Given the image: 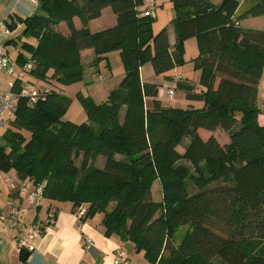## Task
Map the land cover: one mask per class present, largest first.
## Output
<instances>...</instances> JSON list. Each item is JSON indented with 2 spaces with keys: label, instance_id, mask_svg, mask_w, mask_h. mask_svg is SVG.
Returning <instances> with one entry per match:
<instances>
[{
  "label": "trees",
  "instance_id": "trees-1",
  "mask_svg": "<svg viewBox=\"0 0 264 264\" xmlns=\"http://www.w3.org/2000/svg\"><path fill=\"white\" fill-rule=\"evenodd\" d=\"M37 2V12L4 21L12 30L23 25L18 39H36L22 42L26 55L18 52L13 63L17 70L30 66L10 88L34 87L29 78L46 86L35 87L34 101L15 100L0 143V171L45 182L43 195L69 201L73 211L84 205L81 221L102 213L105 235L131 241L150 264H264V125L256 117L264 29L240 26L264 15V0L245 7L239 0H170L173 44L166 26L151 31L144 0ZM104 7L115 24L91 31L88 22ZM61 21L68 36L53 28ZM192 37L200 48L192 67L199 78L176 79L190 104L166 106L157 95L160 84L142 79V66L149 63L156 75L169 72L183 63V41ZM88 48L89 68L118 50L124 75L102 102L75 93L88 117L78 124L63 116L70 99L62 88L83 78L80 52ZM219 127L229 134L223 145L214 132ZM98 155L102 166L92 163ZM156 180L160 201L152 194ZM28 253L20 250L21 261Z\"/></svg>",
  "mask_w": 264,
  "mask_h": 264
},
{
  "label": "crops",
  "instance_id": "crops-1",
  "mask_svg": "<svg viewBox=\"0 0 264 264\" xmlns=\"http://www.w3.org/2000/svg\"><path fill=\"white\" fill-rule=\"evenodd\" d=\"M219 1L221 0H210L213 4H218ZM37 8H39L37 0H0V21L8 20L9 16L23 19L37 12ZM115 18L116 16L111 8L104 7L101 16L90 19L88 27L91 31H97L114 25ZM79 19L75 16L72 20L77 29L82 27ZM240 26L264 29V15L244 18L240 20ZM22 29L23 25L21 23H17L15 29H10L12 34L9 43L19 38L18 35H20ZM168 29L166 28V30ZM172 29L171 31L174 33ZM69 33V29L61 32L65 36H68ZM170 33L172 32L168 30L169 43L173 44L175 38L173 39ZM10 50L13 53L16 49L11 48ZM80 55L81 60L85 58L89 61L93 57V50L91 48L83 49ZM90 69H93V67H90ZM152 69L149 63L142 66L143 80L159 83L166 80L165 75L177 74L166 72L163 75H156ZM0 76L5 78L8 75L5 76L2 69H0ZM13 78V75L6 77V86H0V88L9 89L8 82ZM32 81L38 83V85L43 84L46 86L44 82ZM68 86L62 88V92L66 95L65 89ZM263 88L264 70L258 86L261 97ZM260 124L264 125L262 122ZM20 180L14 170L6 173L0 171V208L4 212H8L9 204H13L22 209L21 227L19 229L11 223H0V264H150L142 251L135 250L131 241L120 240L117 235H111L110 237L105 235L101 221L103 218L102 213H96L93 217L82 219L79 222L72 210V203L69 201L49 199L43 195L37 197L34 202H29L27 193L32 190V187L30 190L22 192L19 188ZM49 215L53 216V220L48 217ZM37 226L42 227L43 231L28 242L31 244L32 249L23 262L19 257L21 249L16 244L17 240L20 236H26L29 229ZM87 237L92 241L89 248L84 246V239ZM120 252H123L124 255L121 256ZM116 259H118V262H115ZM124 260L126 261L124 262Z\"/></svg>",
  "mask_w": 264,
  "mask_h": 264
},
{
  "label": "rangeland",
  "instance_id": "rangeland-1",
  "mask_svg": "<svg viewBox=\"0 0 264 264\" xmlns=\"http://www.w3.org/2000/svg\"><path fill=\"white\" fill-rule=\"evenodd\" d=\"M242 3V7L249 6L252 2L256 0H239ZM172 4L170 0H157L155 3V9H154V14H153V20H152V30L154 33L159 31L162 27H167L169 28L168 30L172 33L171 37L173 39L175 38L173 31H171L172 26H171V20H172ZM251 17V16H249ZM74 18V17H73ZM53 28L58 31V32H63L69 29L68 24L66 21H61L58 24L54 25ZM251 29H257V28H251ZM261 30V29H259ZM197 39L195 37L189 38L184 42V53L183 55V63L180 65H176L174 68H172L169 72L170 73H177L181 74L183 77L188 78L192 82H196L197 79L199 78V72L198 70L192 68L193 67V59L199 54L200 48L199 44L196 41ZM27 41L31 44L36 43L35 38H21V39H16V41L9 43L8 44V49L9 52L11 51L10 49H16L15 52L8 53L9 58L11 61H15V57L18 54V52H23L24 55H26V51L22 49V42ZM119 51H111L103 57L99 63L98 66H91L93 69L89 70L88 62L86 59L83 58V64H84V76L80 81H75L71 84L66 85L68 86L65 91L67 93V96L70 99V103L66 111H64V118L69 119L71 121H74L76 123H81V122H87L88 117L86 112L84 111L85 109L81 105L79 99L76 98L75 92L78 90L83 96H90L92 98L94 103H99L102 102L107 98V96L110 94V92L116 88L118 85V82L122 79L124 75V66L121 61V58H119ZM14 65V63H13ZM14 69L17 70L14 66ZM3 71V70H2ZM6 76V75H5ZM105 76V77H101ZM7 78L10 76H6ZM5 77V78H6ZM100 77V79H99ZM2 78L0 76V86L5 87L6 86V79ZM30 81H32L31 78H29ZM35 80V79H34ZM164 81H160L158 84L159 86L162 85ZM10 83V82H9ZM8 83V85H9ZM36 88L39 90H42L44 86L43 84L38 85L34 83ZM261 84V83H260ZM259 86V84H258ZM3 89V88H0ZM176 97L172 100H167L165 98L159 97L162 99V103L166 106H174V107H187L190 103L184 99L183 94H180L178 91L175 94ZM257 104H258V109L259 113L256 116L257 121L259 123H264V103L262 101V97L259 91L258 97H257ZM197 104H195L193 107H195ZM5 119L7 120L8 117H10V114L5 113L4 114ZM11 128L9 122H5L3 126H0V143H2V136L4 132L8 129ZM205 130H201L199 133L201 136L204 137L205 135ZM215 132V136L217 140L219 141L220 144L223 145V143H226L229 140V134L227 131H224L222 128H217ZM27 134V133H26ZM190 141V137L186 136L180 146L185 148V145H187ZM180 150L182 148L178 147ZM118 156V155H117ZM81 158L82 156L80 155L79 157L74 158V163L76 165L81 164ZM104 157L101 155H98L92 163H94L96 166H102L104 164ZM182 164L189 165V162L184 160H181ZM32 178V177H31ZM35 181V178H32ZM152 194H153V199L160 201L162 197V191H161V186L160 182L158 180L153 181L152 183Z\"/></svg>",
  "mask_w": 264,
  "mask_h": 264
},
{
  "label": "built area",
  "instance_id": "built-area-1",
  "mask_svg": "<svg viewBox=\"0 0 264 264\" xmlns=\"http://www.w3.org/2000/svg\"><path fill=\"white\" fill-rule=\"evenodd\" d=\"M157 0H144V4L148 6V12L147 14H151L153 17L154 14V3ZM237 24V22H235ZM12 32L8 28V26L5 24L4 21H0V69L3 70L4 75L8 76H14V77H24L25 70L29 68L30 64H26L24 68L15 70L13 62H11V59L8 56L9 50L7 41L10 39ZM180 78L179 75L175 76L174 79L169 81H164L161 86L158 87V96L165 98L167 100H172L176 97L177 93V83L176 79ZM10 82V83H9ZM9 83V89H0V126H3L5 122L7 121L4 117V114H11L14 113L17 107V103L15 100H17V97L19 95H26L29 96L32 100L36 98L38 95V90L33 87L31 84H26L21 87V89L16 92L13 91L10 87L13 86V79L10 80ZM179 92V91H178ZM180 93V92H179ZM181 94V93H180ZM45 186V182H35L32 178L26 177L19 181V188L22 192L26 190H30L32 187V190H30L27 193V199L29 202H34L37 197L43 196V189ZM77 216L78 221L80 222L81 217L83 213L85 212V206L80 205L75 208L73 211ZM22 215V209L18 205L9 204L8 212H4L0 208V223L6 224L11 223L14 227L19 229L21 227V218ZM51 220H53V216L49 215ZM42 227H33L29 229L28 234L26 236H20L17 240L18 247L20 249H26L28 252L32 249L30 242V239L33 237L39 235L42 233ZM85 248L91 247L92 241L89 237L84 239ZM120 255H124L123 252H120ZM126 260H124L125 262ZM115 262H118V259L115 260Z\"/></svg>",
  "mask_w": 264,
  "mask_h": 264
},
{
  "label": "water",
  "instance_id": "water-1",
  "mask_svg": "<svg viewBox=\"0 0 264 264\" xmlns=\"http://www.w3.org/2000/svg\"><path fill=\"white\" fill-rule=\"evenodd\" d=\"M43 1V0H42Z\"/></svg>",
  "mask_w": 264,
  "mask_h": 264
}]
</instances>
